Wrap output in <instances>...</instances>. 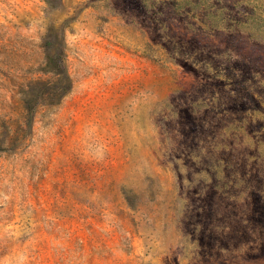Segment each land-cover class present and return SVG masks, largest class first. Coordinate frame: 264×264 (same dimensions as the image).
<instances>
[{"label":"rangeland","instance_id":"1","mask_svg":"<svg viewBox=\"0 0 264 264\" xmlns=\"http://www.w3.org/2000/svg\"><path fill=\"white\" fill-rule=\"evenodd\" d=\"M0 264H264V0H0Z\"/></svg>","mask_w":264,"mask_h":264}]
</instances>
